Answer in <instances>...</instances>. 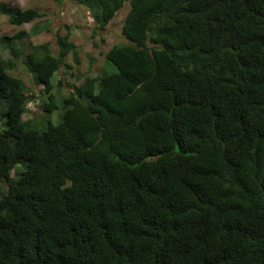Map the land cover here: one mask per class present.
I'll list each match as a JSON object with an SVG mask.
<instances>
[{"label":"trees","instance_id":"trees-1","mask_svg":"<svg viewBox=\"0 0 264 264\" xmlns=\"http://www.w3.org/2000/svg\"><path fill=\"white\" fill-rule=\"evenodd\" d=\"M70 1L100 31L127 14L116 71L62 98L72 27L26 50L48 13L0 3L35 23L0 37V264H264V0Z\"/></svg>","mask_w":264,"mask_h":264},{"label":"rangeland","instance_id":"rangeland-1","mask_svg":"<svg viewBox=\"0 0 264 264\" xmlns=\"http://www.w3.org/2000/svg\"><path fill=\"white\" fill-rule=\"evenodd\" d=\"M0 3H6L10 6H20L24 9L31 7L37 8L48 13V18L52 21L49 26L52 32H43L36 37L26 40V50L29 48V43L39 44L53 42L55 32L59 30L64 32V27L66 25L72 27V40L78 48L80 64H75L72 56L67 58V63L73 65L74 69L71 71L65 69L61 70L58 79L63 80V86L60 87L56 85L55 92L57 97L62 98L68 96L73 90V86L80 85L89 76L95 77L103 73L108 75L116 71L115 67L111 64H107L106 67L105 54L112 45L123 41L121 31L127 9H123L116 15L106 31H100L96 30V23L92 17L91 11L87 10L84 6L76 5L70 0H62L61 3L55 2V0H0ZM34 24L35 23L27 24L22 27L12 26L8 22L6 16L0 15V37L14 35L20 30L30 33ZM94 32L97 33V37L95 38H93ZM95 43H97L98 47L95 46ZM3 56L4 58H9V53L3 52ZM12 75L23 81L28 95L33 94L37 97V99L28 104V112L25 115V119L33 118L38 120L39 123L43 122L46 129L48 126V124L44 122L46 114L40 107V97L43 87L35 83L33 75L28 72L23 65H20L17 71L12 72ZM56 79L57 78H55V80ZM61 108L62 105H60V110H62ZM60 113L59 110L54 113L52 117L53 124H57L61 120V116L59 117ZM22 169V164L17 165L14 169L13 176L16 178V171L19 172ZM7 189V183L0 182V191H7Z\"/></svg>","mask_w":264,"mask_h":264},{"label":"crops","instance_id":"crops-1","mask_svg":"<svg viewBox=\"0 0 264 264\" xmlns=\"http://www.w3.org/2000/svg\"><path fill=\"white\" fill-rule=\"evenodd\" d=\"M32 8V7H31Z\"/></svg>","mask_w":264,"mask_h":264}]
</instances>
